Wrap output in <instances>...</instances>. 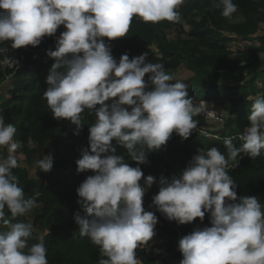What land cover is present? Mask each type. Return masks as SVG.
<instances>
[{"label": "clouds", "instance_id": "1", "mask_svg": "<svg viewBox=\"0 0 264 264\" xmlns=\"http://www.w3.org/2000/svg\"><path fill=\"white\" fill-rule=\"evenodd\" d=\"M186 0H0V43L12 49L38 46L46 36L55 38L53 59L43 92L53 118L79 129L81 114L95 116L89 125L88 147L82 148L76 172L91 170L76 188L77 203L85 214H74L79 235L99 247L98 264H142L136 249L156 235L158 217L143 206L145 193L157 182L145 176L140 164L148 153L161 149L175 132L187 140L197 121L211 115L205 101L194 104L187 85L160 63H146L148 53L131 59L127 53L117 61L106 43L128 35L134 16L145 23L179 22L178 9ZM224 18L231 19L238 6L233 0H213ZM8 48L0 47V55ZM18 66L5 56L2 65ZM146 74L148 76L145 80ZM99 105V107H97ZM250 124L240 133L239 146L224 139L227 157L217 147L198 148L178 175L159 178L152 204L169 221L189 224L209 214L211 226L196 227L178 241L179 264H264V204L256 196H237V184L227 171L237 166L241 153L255 158L264 151V97L251 104ZM16 128L0 115V264H48L44 236L29 245L31 223L5 218L24 216L38 207L36 191L25 198L13 173L21 146L14 141ZM206 137V136H205ZM211 138V137H209ZM115 141V144L113 143ZM126 149L133 167L117 154ZM239 157V159H238ZM53 156L46 154L36 167L47 173ZM143 178V185L141 179Z\"/></svg>", "mask_w": 264, "mask_h": 264}, {"label": "trees", "instance_id": "2", "mask_svg": "<svg viewBox=\"0 0 264 264\" xmlns=\"http://www.w3.org/2000/svg\"><path fill=\"white\" fill-rule=\"evenodd\" d=\"M233 2L238 8L231 19L224 18L221 9L213 7V0H186L178 9L181 16L179 22L165 20L155 24L145 23L134 16L128 35L112 41L105 38L117 61L124 53L131 59L147 52L145 62L163 64L164 70L170 75L172 70L185 66L194 75L189 81L190 97L201 93L197 99L216 100L230 114L221 135L209 138L193 130L187 140H182L174 132L166 145L148 153V163L139 165L145 176L153 175L157 180L145 193L143 206L158 217L155 232L162 241L161 247L168 254L165 258L152 257L141 245L136 249V256L144 264H179L182 259L178 250L179 239L196 227L211 226L208 213L203 222L196 218L192 223L180 225L169 221L154 205L149 207L153 195L159 190L160 176L171 178L181 173L198 148L207 150L215 146L227 157L224 139L232 138L236 146L240 145L238 137L250 124L248 115L251 104L256 98L264 97V36L260 38L261 44H245L237 52L229 44L231 38L225 36V32L230 31L246 41L253 39L264 28V0ZM237 16L242 19L237 20ZM185 22L192 28L188 37L170 38L169 30L177 23ZM64 30L61 25L55 36L44 37L35 47L12 49L10 41L0 43V47L9 49L0 55V65L5 56L10 62L12 59L18 62V66H0V86L9 75L13 76L11 94L6 98L4 109L9 123L16 128L14 141L20 143L19 151L32 163L47 153L50 142L57 149L52 169L47 173L40 171L45 183L30 180L26 171L20 168L12 171L18 177L25 198L31 197L36 191L40 192L38 207L28 212V215L33 216L29 245L38 243L39 237L43 235L48 264H98L101 256L99 247L89 238L79 235L74 220V214H85L77 203L76 188L88 175L94 174L91 170L77 173L75 161L80 158L81 149L88 147L89 125L94 123L95 116L85 110L81 114L84 124L77 129L76 125L66 120L54 119L43 98L47 88L45 78L54 62L47 56V50L55 49V38ZM153 46L158 49L160 56L150 53ZM149 75L146 74V81ZM204 123L201 120L198 122L200 126ZM116 147L117 154L122 155L126 163L137 166L126 149L119 145ZM227 171L237 184L238 197L256 196L264 204V151L255 158L241 153L238 165L234 167L230 161ZM5 218L12 222L27 223L28 220L26 215L11 217L7 209ZM5 230L0 221V231Z\"/></svg>", "mask_w": 264, "mask_h": 264}, {"label": "rangeland", "instance_id": "3", "mask_svg": "<svg viewBox=\"0 0 264 264\" xmlns=\"http://www.w3.org/2000/svg\"><path fill=\"white\" fill-rule=\"evenodd\" d=\"M242 18L237 16V20H241ZM263 28V27H262ZM256 34L254 35L251 40H244L241 37H239L238 35H235L234 33H231L230 31L225 32V36L231 38L230 40V46L234 51H238L242 48L245 47V44H261L260 38H262V36H264V28L262 29ZM192 30L191 26L188 25V23H177L173 28H171L169 30V37L170 38H176L179 36H182L184 38L188 37V33ZM150 53L152 55H156V56H160L158 53V49L153 46L150 48ZM262 56L264 57V53L262 54ZM171 75L174 77V81H181L183 83H185L188 87L187 90H191V85L189 84L190 79L194 76L193 73L186 68L185 66H180L179 68H177L176 70H172L171 71ZM12 84H13V76H8L7 79L4 81V83L0 86V115H3L4 119H5V123H9V120L6 116L5 113V109H4V103L6 101V98H9L10 94H11V88H12ZM260 86H263L262 84H260ZM264 94V93H263ZM202 94H196V97L198 98L199 96H201ZM261 95V94H260ZM191 96V95H189ZM195 96H192L191 98L193 99V103L194 104H199L201 101H205L206 105L209 108L214 109L215 111L221 113V115L223 116V121L222 122H214L210 119L204 118L203 116L199 115L196 117H193L194 120L197 121V128L194 129V131H198V133H200L201 135H204L203 132L204 131H208V132H212L213 134H217L218 136L221 135L222 132H224L223 130L226 127L228 118L230 116L229 112L224 110L223 106L216 100H206V99H197ZM203 121L205 122L203 125H199L198 122L199 121ZM219 133V134H218ZM20 149H17V152L15 153V155L17 156L18 159V167L24 171H26L27 176L30 180H38L41 182H46L45 179H43V177L40 174V169L36 167V161L39 160L38 158L33 161L32 163L28 162L27 156L19 151ZM47 153H44L43 157H45L46 154H51L53 156V158L56 157L57 155V149L54 146L53 143H49L47 146ZM0 152H3V154L6 156L7 155V150L5 149H0ZM41 158V159H42ZM39 205V204H38ZM27 216V223H31L33 224V216L30 214L28 215V213L26 214ZM161 239L157 236V234L152 238L151 241H149V243L147 245H142L143 248H145L148 252V254L152 257H167L168 254L165 252V249L163 247H161ZM141 261V260H140ZM142 262V261H141ZM142 264H144V262H142Z\"/></svg>", "mask_w": 264, "mask_h": 264}, {"label": "built area", "instance_id": "4", "mask_svg": "<svg viewBox=\"0 0 264 264\" xmlns=\"http://www.w3.org/2000/svg\"><path fill=\"white\" fill-rule=\"evenodd\" d=\"M207 109H208L209 113H211V115H209V116H205V114H200V115L203 116L204 118L210 119L214 122H222L223 121V116L221 115V113L215 111L212 108H209L208 106H207ZM203 134L206 137L218 136L216 133L213 134L212 132H208V131H204Z\"/></svg>", "mask_w": 264, "mask_h": 264}]
</instances>
